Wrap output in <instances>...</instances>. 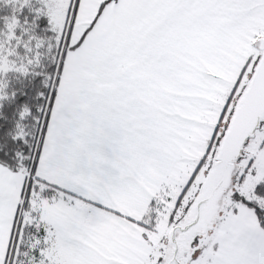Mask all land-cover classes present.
Segmentation results:
<instances>
[{"label":"snow or ice","instance_id":"6c2138e0","mask_svg":"<svg viewBox=\"0 0 264 264\" xmlns=\"http://www.w3.org/2000/svg\"><path fill=\"white\" fill-rule=\"evenodd\" d=\"M0 264H264V0H0Z\"/></svg>","mask_w":264,"mask_h":264}]
</instances>
